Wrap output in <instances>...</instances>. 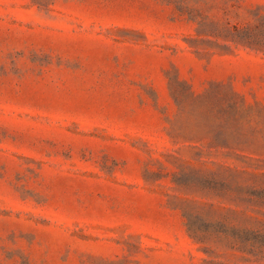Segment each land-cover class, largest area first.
<instances>
[{
  "label": "rangeland",
  "instance_id": "rangeland-1",
  "mask_svg": "<svg viewBox=\"0 0 264 264\" xmlns=\"http://www.w3.org/2000/svg\"><path fill=\"white\" fill-rule=\"evenodd\" d=\"M0 264H264V0H0Z\"/></svg>",
  "mask_w": 264,
  "mask_h": 264
}]
</instances>
